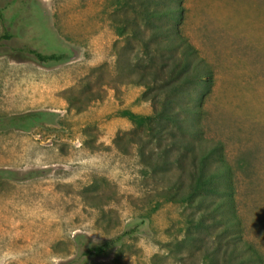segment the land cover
I'll use <instances>...</instances> for the list:
<instances>
[{"label": "rangeland", "instance_id": "rangeland-1", "mask_svg": "<svg viewBox=\"0 0 264 264\" xmlns=\"http://www.w3.org/2000/svg\"><path fill=\"white\" fill-rule=\"evenodd\" d=\"M35 1L37 7L28 14L13 9L18 15L16 30L22 35L0 39V52L5 46L46 54L56 49L52 30L62 28L70 30L76 58L31 74L19 64L29 60L0 56V117L36 108L57 115L54 124L29 132L0 131V170L19 176L40 174L27 180H0V264H210L204 254L214 246L217 239L212 235L221 227L214 225L208 232L199 226L211 224L201 209L161 196L170 183L161 181L141 157L142 152L148 156L155 150L156 143L143 147L134 143L139 137L149 139L147 133L133 131L132 124L105 145L97 138L99 127H83L93 120V113L87 112L93 103L102 102L110 89L119 94L122 85L138 81L127 66L149 78L152 68L130 25L137 4ZM86 2L95 4L90 30L110 31L106 58L93 66L86 65L89 53L82 49L83 42L91 46L90 36L80 33L78 23L71 24L72 4ZM157 2L159 8L183 7L179 30L212 68L214 81L199 121L202 137L222 145L224 162L233 175L242 238L264 262V0ZM161 25L167 28V19ZM141 28V38L148 41L149 30ZM30 77L42 81L49 98L41 101L36 91L27 89ZM142 87L148 96L158 92ZM177 174L174 164L167 178L173 182ZM135 226L139 231L125 236L108 256L83 257L84 243L100 244Z\"/></svg>", "mask_w": 264, "mask_h": 264}, {"label": "trees", "instance_id": "trees-1", "mask_svg": "<svg viewBox=\"0 0 264 264\" xmlns=\"http://www.w3.org/2000/svg\"><path fill=\"white\" fill-rule=\"evenodd\" d=\"M175 1L171 0L172 3ZM132 2L137 6L132 7L131 12L135 17L130 25L133 27L134 37L143 45L147 64L152 69L147 80L145 78L148 76L135 70L133 66H127V71L139 77L137 82L131 83L158 91L156 96H148L147 92L142 95V99L152 105L150 115L127 114L132 121L133 131L144 130L149 138L144 141L138 136L134 143L140 147L156 143L153 147L155 150L148 152V156L142 152L141 157L148 168L156 175L158 173L161 181L170 183L166 185L167 191L161 194L162 197L172 202H189L201 209V215L211 219V224L200 222L199 226H204L208 232L214 225L221 227V231L212 235L217 239L214 246L206 248L204 254L210 264H264L262 254L242 238L243 225L235 207L233 175L224 162L222 145L219 141L202 137L199 121L204 113L202 108L205 98L212 89L213 71L179 30L183 20V7L178 5L159 8L157 0ZM33 7H37L35 0H0V26L3 29L0 39L7 41L13 37L9 28L13 30L14 23L18 21L14 8L28 14ZM164 19L169 23L167 28L161 25ZM143 26L149 30L148 41L141 38ZM120 32L123 33L122 30ZM2 55H13L20 61L32 60L44 67L62 63L58 56L42 55L28 48L4 46L0 52V56ZM156 65L161 70H157ZM56 119L54 112L47 111L2 116L0 131L12 129L29 132L42 124H54ZM174 164L178 174L172 182L167 174L169 167ZM38 175L37 171L19 176L12 170H0V180H27ZM183 188L187 191L182 192ZM138 231L135 226L100 244L84 243L82 255L91 258L106 257L125 236Z\"/></svg>", "mask_w": 264, "mask_h": 264}, {"label": "crops", "instance_id": "crops-1", "mask_svg": "<svg viewBox=\"0 0 264 264\" xmlns=\"http://www.w3.org/2000/svg\"><path fill=\"white\" fill-rule=\"evenodd\" d=\"M72 14H71V24L75 27L78 23L77 28L84 36H90L89 42L91 46L88 48L83 42L82 49L89 53L88 60L85 61L86 65H97L105 60L106 54L105 50L109 47V35L110 31L107 27L106 29H99L97 31H91V26L89 22L94 21L93 13L95 4L93 2H86L82 5L72 4ZM53 27H57L50 23ZM14 35H22L21 30H16L17 23H14ZM91 27V28H90ZM52 44L56 47L55 50L49 51L46 56L55 55L62 59V63L54 64L58 66L60 64H70L76 57L74 56L73 45L74 42L68 37L70 36V30H52ZM106 36V40L104 39ZM29 49V48H28ZM34 50V49H31ZM35 51V50H34ZM38 52V51H36ZM39 53V52H38ZM81 59V58H80ZM20 65L27 67V72L31 74H40L48 70L49 67H44L34 61L19 62ZM50 66V67H52ZM42 81L36 79L35 77H30L28 80V90L36 91L39 100H45L50 96L44 92L48 91L45 87L41 85ZM144 93V88L137 84H125L122 85L120 93L118 94L115 89H110L106 95V98L102 102L93 103L88 109V114L93 113V120L83 127L94 125L100 128V133L98 134V140L105 145H109L113 140L114 136L118 132H127L132 128V121L127 114H134L139 116H148L152 113V105L149 101H144L142 95ZM35 100V99H34ZM36 105V102L33 104ZM45 105V104H44ZM38 106V105H37ZM34 107V106H33ZM41 109H32L28 112L39 111ZM87 135H83V139H86Z\"/></svg>", "mask_w": 264, "mask_h": 264}]
</instances>
